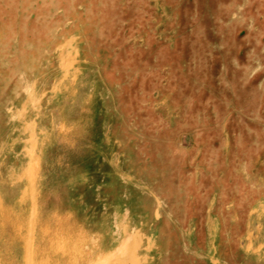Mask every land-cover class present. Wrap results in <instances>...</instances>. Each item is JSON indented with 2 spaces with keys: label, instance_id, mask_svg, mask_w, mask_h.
<instances>
[{
  "label": "rangeland",
  "instance_id": "374dc122",
  "mask_svg": "<svg viewBox=\"0 0 264 264\" xmlns=\"http://www.w3.org/2000/svg\"><path fill=\"white\" fill-rule=\"evenodd\" d=\"M0 264H264V0H0Z\"/></svg>",
  "mask_w": 264,
  "mask_h": 264
}]
</instances>
